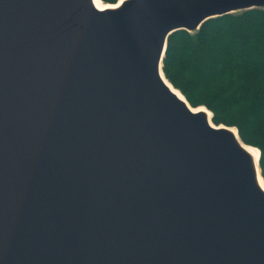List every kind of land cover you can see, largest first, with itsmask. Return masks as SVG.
Here are the masks:
<instances>
[{
    "label": "water",
    "instance_id": "water-1",
    "mask_svg": "<svg viewBox=\"0 0 264 264\" xmlns=\"http://www.w3.org/2000/svg\"><path fill=\"white\" fill-rule=\"evenodd\" d=\"M95 1L0 0V264H264L260 150L163 71L264 0Z\"/></svg>",
    "mask_w": 264,
    "mask_h": 264
},
{
    "label": "trees",
    "instance_id": "trees-1",
    "mask_svg": "<svg viewBox=\"0 0 264 264\" xmlns=\"http://www.w3.org/2000/svg\"><path fill=\"white\" fill-rule=\"evenodd\" d=\"M163 71L190 105L206 106L215 124L235 126L244 143L260 150L264 179V10L214 17L194 33L173 32Z\"/></svg>",
    "mask_w": 264,
    "mask_h": 264
},
{
    "label": "bare ground",
    "instance_id": "bare-ground-1",
    "mask_svg": "<svg viewBox=\"0 0 264 264\" xmlns=\"http://www.w3.org/2000/svg\"><path fill=\"white\" fill-rule=\"evenodd\" d=\"M95 2H96L97 7L100 8V9L109 6L108 4L101 3V2H99V1H97V0H96ZM165 81H166V83L168 84V86H169L174 92H176V94H178V96H180L181 98H183V97L181 96V94H179V92H178L177 90H175V89L171 86V84L169 83L168 80L165 79ZM199 109H202V108L199 107L198 109H195V110H199ZM210 116H211V113L208 112V117L211 118ZM233 130H234V133H235V132H236L235 129H233ZM246 147L248 148V150L250 151V153H252V154L255 156V158L257 159V156H258V150L255 149V148H253V147H250V146H246ZM259 181H260V184H261L262 188L264 189V184L262 183L261 178H259Z\"/></svg>",
    "mask_w": 264,
    "mask_h": 264
}]
</instances>
